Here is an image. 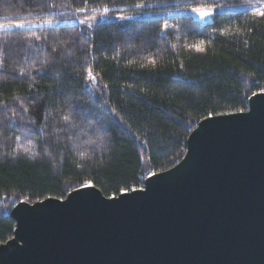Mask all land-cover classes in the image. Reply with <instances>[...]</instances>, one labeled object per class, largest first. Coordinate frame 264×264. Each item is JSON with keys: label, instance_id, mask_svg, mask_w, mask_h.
Here are the masks:
<instances>
[{"label": "trees", "instance_id": "obj_1", "mask_svg": "<svg viewBox=\"0 0 264 264\" xmlns=\"http://www.w3.org/2000/svg\"><path fill=\"white\" fill-rule=\"evenodd\" d=\"M263 1L0 0V24L13 26L0 29V244L14 236L19 202L85 185L107 197L143 188L184 157L200 121L245 112L263 92L264 17L252 9L207 24L168 14L81 21L105 9ZM200 42L204 51L190 47ZM28 141L30 151L19 147Z\"/></svg>", "mask_w": 264, "mask_h": 264}, {"label": "water", "instance_id": "obj_2", "mask_svg": "<svg viewBox=\"0 0 264 264\" xmlns=\"http://www.w3.org/2000/svg\"><path fill=\"white\" fill-rule=\"evenodd\" d=\"M10 215L0 264H264V91L200 121L184 157L143 188L85 185Z\"/></svg>", "mask_w": 264, "mask_h": 264}, {"label": "rangeland", "instance_id": "obj_3", "mask_svg": "<svg viewBox=\"0 0 264 264\" xmlns=\"http://www.w3.org/2000/svg\"><path fill=\"white\" fill-rule=\"evenodd\" d=\"M261 4H264V1L261 3H236V4H230V5H218V6H213L210 8H213L214 11H212V14L206 17H201L199 16L197 13L193 12L192 9H180V10H176V11H169L166 12L161 8H144L141 10L140 13L136 14V15H131V14H124V13H111L109 11L105 12H100L97 14H94L90 17H95L94 20H90L88 18L85 19L86 23L89 24H94V23H98V22H104V21H109V20H115V19H119L121 20V16L127 17V19H131V18H139V17H156V16H162L164 14H168L169 16H182V15H190L193 18H195L196 20H198L199 22H201L202 24H207V23H211L214 18L215 15L217 13H225V12H230V11H243V10H248V9H252L254 10L255 8H258ZM66 23H74V22H65ZM42 25H48V26H53L56 25L55 23H46V24H42ZM13 27V26H12ZM12 27H5V28H12Z\"/></svg>", "mask_w": 264, "mask_h": 264}, {"label": "snow or ice", "instance_id": "obj_4", "mask_svg": "<svg viewBox=\"0 0 264 264\" xmlns=\"http://www.w3.org/2000/svg\"><path fill=\"white\" fill-rule=\"evenodd\" d=\"M141 7L143 5H140ZM77 11H84V9H78ZM105 12H107L108 10L105 9L104 10ZM193 12L197 13L199 16H201L202 18L203 17H206V16H209L212 14V11H214L213 8H210V7H204V6H201V7H196V8H193L192 9ZM254 12L259 15V16H262L264 17V4H261L258 8H255L254 9ZM121 19H127V17H124V16H121L120 17ZM90 20H94L95 17H90L88 18ZM48 23H52V21H48ZM81 23H85V21H81ZM5 27H12V25H3V24H0V29L2 28H5ZM16 27H19V28H23L25 27V24L23 22L21 23H18L16 25ZM169 26L167 24L164 25V28L167 29ZM226 31V30H225ZM37 39H39V37H37ZM203 43L204 42H200V44H196V45H191L190 47H194L197 51H204V47H203ZM154 63V61H153ZM88 78L95 81L96 79V76L93 74L91 68L88 69ZM261 91H264V89H261ZM241 111H243V109H240ZM63 119L65 121H69L70 117L69 116H64ZM19 147L23 148L25 151H30L32 147H34L32 144H31V141H28V145H24V144H21ZM35 155V153H33Z\"/></svg>", "mask_w": 264, "mask_h": 264}]
</instances>
